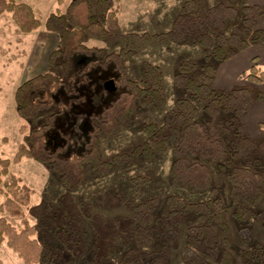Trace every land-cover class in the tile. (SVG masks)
Instances as JSON below:
<instances>
[{"label": "trees", "instance_id": "obj_1", "mask_svg": "<svg viewBox=\"0 0 264 264\" xmlns=\"http://www.w3.org/2000/svg\"><path fill=\"white\" fill-rule=\"evenodd\" d=\"M120 1L72 0L65 12L58 10L46 18V28L60 35L61 45L51 51L49 69L23 81L14 95L20 117L31 119L42 113L46 116L44 122L33 126L25 141L18 145L15 162L29 158L48 164L67 189L75 190L86 180L87 164H91L97 174L105 175L114 162L129 160L134 155L151 156L171 144L175 153L171 167L172 182L193 191H217L214 175L206 163L207 160L213 161L227 173L232 214L242 228H247L246 221L259 213L253 203L264 192V139L249 136L245 129L251 104L255 100H264V91L257 87L264 82V68L254 57L251 67L240 75L246 80L243 85L224 90L214 88L213 81L216 63L253 43L264 44V28L257 27L264 22V6L247 0H214L211 6L207 0H186L173 28L160 36L200 43L207 52L206 63L201 67L191 62L180 66L175 82L185 89V96L178 100L177 107L166 111L161 126L152 122L144 125L148 140L143 145L136 146L131 153L117 154L112 160H104L101 157V135L112 133L116 122L126 119L138 101L145 100L165 110L159 68L145 63V75L153 84L141 85L128 75L124 62L128 54L146 47L153 38L160 36L146 32L124 35L117 18ZM5 14L12 16L24 34L42 25L34 8L19 0H0V17ZM88 36L109 42L125 38L126 43L120 51L106 53L103 48L87 46L84 38ZM94 73L97 77L92 81ZM109 78L117 79L116 82L110 79L114 82L111 88L106 84ZM88 83L91 91L87 95L101 110L90 114L91 129L83 139V151L63 155L60 143L53 141L51 132L58 115L70 111L71 104L64 107L56 95L61 88L70 95L74 94L77 87ZM112 93L114 98L107 100ZM80 97L86 99L85 96ZM195 101L202 105L207 116L204 123L194 120L199 112ZM10 164L9 158L0 155V197H4L0 201V244L5 241L22 258L23 264H46L53 259L66 264L62 247L68 244L77 250L82 248L87 214L93 221L95 236L99 232L106 237L112 235L106 241L108 247L113 248V237H119L122 228L129 229L128 236L136 240L137 245H132L124 253L121 264H168L173 244L178 243L179 227L183 224L188 225V252L181 264H264V243L259 240L250 238L248 248L236 247L235 251L220 241L215 223L226 233H229V228L219 196L198 202L168 196L165 200L166 215L159 217L160 223L155 221L154 226L144 228L141 233L138 229L142 224H135L128 217L116 220L104 214L90 215L78 203H70L66 216L57 219L60 228L56 244L50 232L41 231L45 222L51 228L45 217L48 212L46 203L42 201L29 206L31 189L22 183L20 177L9 173ZM5 176L8 178L4 180ZM157 202L151 199L138 204V213L146 208L145 212L149 214ZM25 207L40 216V223H30ZM197 215H204L206 221L195 223ZM9 216L22 219V227L17 228ZM142 218L145 220L146 216ZM135 225L136 229L133 228ZM40 233H44L45 238ZM151 235L159 236L161 241L154 242ZM224 241L229 243L228 239ZM203 253L209 254L217 263L207 261Z\"/></svg>", "mask_w": 264, "mask_h": 264}, {"label": "rangeland", "instance_id": "obj_2", "mask_svg": "<svg viewBox=\"0 0 264 264\" xmlns=\"http://www.w3.org/2000/svg\"><path fill=\"white\" fill-rule=\"evenodd\" d=\"M19 1L28 3L34 8L42 25L35 31L24 34L18 29L10 14L0 17V155L11 160L9 173L20 177L22 183L31 189L29 206L42 201L46 203L48 212L45 217L50 222L51 228L47 226L48 222L40 224L42 232H50L54 243L59 242L57 230L60 227L57 225V219L66 216L70 203H78L83 208L82 210L87 209L90 215L104 214L107 218L116 220L128 217L132 219L133 223L142 224V228L138 229V232L141 233L144 228L154 226L155 221L160 223L159 217L166 215L165 200L168 196L174 195L189 202L206 201L219 196L223 201L229 228V233H226L215 223L222 244L235 251L236 247L248 248L250 238L264 243V192L259 194L253 203V207L259 212L258 215H253L246 221L247 228H242L240 222L232 214L233 205L229 194L230 180L227 173L221 171L213 161L207 160L206 163L214 175L217 191L213 192L210 189L193 191L187 186L174 184L171 180V167L175 153L171 144H167L164 150L156 151L151 156L134 155L129 160L114 162L110 171L105 175L97 174L91 164H87L86 180L75 190L67 189L48 164L29 158L15 162L14 156L18 145L25 141V136L33 126H40L44 122L46 116L45 113H42L31 119L20 117L16 111L15 91L23 81L49 69V55L51 51L60 47L61 39L57 32L46 28L45 21L52 12L58 10L65 12L66 6L72 0ZM185 2L186 0H121L118 3L119 10L117 12L121 32L124 35L132 32L138 34L146 32L150 35L160 36L173 28L175 19L181 13ZM214 2V0H207L209 6ZM247 2L250 3L249 0ZM257 27L261 28L260 23ZM84 43L89 47L103 48L106 53H109L120 51L125 46L126 40L120 38L109 42L105 39L88 36L84 38ZM206 54V50L198 42L192 43L160 36L153 38L146 47L125 57L124 62L128 75L139 81L141 85L150 83L149 78L145 75V63L159 68L162 74L165 110L162 111L145 100L138 101L135 109L126 119L116 122V128L112 133L101 135L102 159L112 160L117 154L131 153L136 146L143 145L148 140L144 125L152 122L161 126L166 111L177 107L178 100L185 96V89L175 82V74L179 71L180 66L191 62L196 63L197 67H201L206 63ZM226 60L216 63L214 88L229 90L244 84H237L231 88L218 85V70L220 64ZM258 64L260 65L259 62ZM96 77L97 75L94 73L91 80L95 81ZM239 78L241 79L240 76ZM110 79L117 81L116 78L107 79L106 84L109 88L114 84ZM67 86L70 88L69 84ZM88 86L89 83L80 85L77 87L76 93L71 95L61 88L56 95V99L61 101L64 107L71 104L70 111L58 115L55 128L51 132L53 141L60 143V152L63 155L83 151V139L91 129L90 114L93 111L101 110L100 107L94 106L90 95H87L91 91ZM81 95L86 99H81ZM113 98L114 93L108 95L107 100ZM195 103L199 112L194 120L204 123L207 116L202 105L197 101ZM246 124V132L251 136L248 132L249 126L246 127ZM262 124L261 127H263ZM252 131L256 132L254 129ZM57 143H52V145H57ZM7 178L8 176H5L4 180ZM67 197L70 200H67ZM151 199L158 200L156 207L153 210L150 209L149 214L145 212L146 208H142L141 213H138L136 206ZM3 200L4 197H0V201ZM28 207L24 209L30 223H40V216L32 214ZM142 216H146V221L142 220ZM9 219L17 228L22 227V219L11 216ZM204 221H206L204 215L195 216V223ZM187 227V224L179 227L178 243L177 245L173 244L168 264L184 262L188 252ZM133 228L136 229V225ZM128 230L122 228L120 236L113 237L115 244L113 248L108 247L106 241L112 235L106 237L103 232L98 234L96 232L95 236L93 221L87 214L82 234V248L77 250L74 246L65 244L62 247L63 259L66 264H121L124 253L132 245H137V241L128 236ZM40 235L45 236L44 233H40ZM158 237L151 235L154 242L161 241ZM225 239H228L229 243H226ZM202 255L207 261L217 263L209 257V254L203 253ZM59 263L53 259L46 264ZM0 264H23L22 258L5 241L0 244Z\"/></svg>", "mask_w": 264, "mask_h": 264}, {"label": "crops", "instance_id": "obj_3", "mask_svg": "<svg viewBox=\"0 0 264 264\" xmlns=\"http://www.w3.org/2000/svg\"><path fill=\"white\" fill-rule=\"evenodd\" d=\"M252 4L264 6V0H249ZM67 7V6H66ZM264 28V22L260 23ZM256 57L260 66L264 68V44H252L244 50H240L231 56L226 62L221 63L218 70V85L224 88H231L234 85L246 83L239 78L242 71L248 70ZM257 87L264 91V82L257 84ZM264 100H255L249 109V117L246 127L249 126V134L255 138L264 139ZM256 130L253 132L252 130ZM247 130V128H246Z\"/></svg>", "mask_w": 264, "mask_h": 264}]
</instances>
